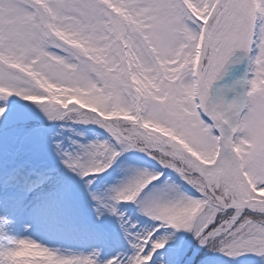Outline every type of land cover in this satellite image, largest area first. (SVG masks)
<instances>
[{"label":"snow or ice","instance_id":"1","mask_svg":"<svg viewBox=\"0 0 264 264\" xmlns=\"http://www.w3.org/2000/svg\"><path fill=\"white\" fill-rule=\"evenodd\" d=\"M0 97L105 129L107 139L61 149L81 177L129 150L159 165L133 168L110 204L93 195L119 219L123 254L37 245L43 259L21 260L31 241L18 238L0 264H176L168 245L178 232L264 261V0H0ZM11 110L0 101V125Z\"/></svg>","mask_w":264,"mask_h":264},{"label":"rangeland","instance_id":"2","mask_svg":"<svg viewBox=\"0 0 264 264\" xmlns=\"http://www.w3.org/2000/svg\"><path fill=\"white\" fill-rule=\"evenodd\" d=\"M8 100L12 110L0 125V248L12 246L9 218L13 214L20 222L28 219L43 227L45 234L41 232L36 241L60 254L87 255L98 250L101 260L123 254L127 242L119 219L100 208L93 195L110 204L112 186L133 168L159 165L144 153L129 150L106 173L95 178L81 177L62 163L61 149H74L72 141L107 139L108 132L91 120L84 123L78 112L50 118L40 106L22 97H0V101ZM57 143L61 148H57ZM17 196L33 208L22 207L14 213L6 201ZM118 207L140 219L142 227L151 225L135 205L122 203ZM98 209L103 215H98ZM170 231L162 230L161 234ZM197 246L187 232L176 233L168 245L171 253H178L176 264H264L252 254L229 258L209 248L196 251Z\"/></svg>","mask_w":264,"mask_h":264},{"label":"bare ground","instance_id":"3","mask_svg":"<svg viewBox=\"0 0 264 264\" xmlns=\"http://www.w3.org/2000/svg\"><path fill=\"white\" fill-rule=\"evenodd\" d=\"M8 204H10L13 207L14 213L15 211H17L19 208H24V210H26V208H33V205L28 204V203H22L21 199L17 196L15 198L9 199L6 201ZM28 205V206H27ZM23 212V211H21ZM10 223H9V230L11 232L10 236H9V241L12 244V241L14 239H18V238H22V237H30L34 240L38 239L40 237V233L43 232L44 229H42L43 227H38L37 223L32 221V220H28L27 221H23L20 222L18 221V218L15 217L13 214H11L10 218ZM15 229V231H14ZM44 233V232H43ZM45 234V233H44ZM92 234V231H91ZM94 236V234H93Z\"/></svg>","mask_w":264,"mask_h":264},{"label":"clouds","instance_id":"4","mask_svg":"<svg viewBox=\"0 0 264 264\" xmlns=\"http://www.w3.org/2000/svg\"><path fill=\"white\" fill-rule=\"evenodd\" d=\"M21 240L24 241H31V243H24L21 245L17 255L21 260H29V259H43L44 258V253L39 252L36 246H40L43 248H48L44 245H42L39 241H36L30 237H22L20 238Z\"/></svg>","mask_w":264,"mask_h":264}]
</instances>
